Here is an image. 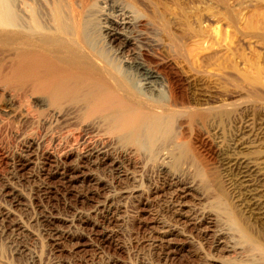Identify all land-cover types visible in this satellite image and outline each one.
I'll return each mask as SVG.
<instances>
[{
	"label": "rangeland",
	"instance_id": "obj_1",
	"mask_svg": "<svg viewBox=\"0 0 264 264\" xmlns=\"http://www.w3.org/2000/svg\"><path fill=\"white\" fill-rule=\"evenodd\" d=\"M140 1L144 13L148 9L144 4L151 2L157 6V18H162L157 27L147 28L145 61L165 80L166 95L173 90L184 106L196 111L180 134L194 172H179L181 178L185 182L192 177L199 181L202 189L213 193L214 209L230 211L264 245V219L243 211L235 171L229 167V146L243 135H256L263 141L255 152L254 147L251 153L246 150L243 154L264 158V0ZM13 94L10 85L2 83L0 264L208 262L190 249L194 244L201 245L208 254L209 241L178 223L175 226L166 211L169 195L162 189L163 175L110 172L108 166H90L76 153L62 155L69 149L80 152L87 146H97V136L85 130H77L76 134L73 126L50 121L28 99ZM64 131H72L74 137L68 141L63 138ZM45 148L60 154L59 159H46L41 153ZM96 186L100 191L93 190ZM131 188L139 191L130 196L119 193ZM99 195L108 197L111 206L99 207L105 198ZM158 221L172 223V228L183 229L186 235L174 234L160 240ZM169 239L174 241L170 243ZM185 239H189L190 248Z\"/></svg>",
	"mask_w": 264,
	"mask_h": 264
},
{
	"label": "bare ground",
	"instance_id": "obj_2",
	"mask_svg": "<svg viewBox=\"0 0 264 264\" xmlns=\"http://www.w3.org/2000/svg\"><path fill=\"white\" fill-rule=\"evenodd\" d=\"M142 3L140 0H0V87L2 83L10 85L12 93L28 99L50 121L73 126V132L85 130L97 136V146L86 145L88 148L80 149L83 152L69 149L62 155L76 153L77 158L90 166L98 169L108 166L110 172L163 175L162 189L169 195V203L164 205L170 218L209 241L211 252L205 254L201 245L191 247L189 239H185L190 250L194 248L195 256L206 258L205 264H264V245L252 231L227 209H222L223 213L214 209L213 193L202 189L194 177L189 182L182 179V174L194 171L180 134L196 111L184 106L173 90L166 95L165 80L145 61L147 28L156 26L162 18H157V6L151 2L144 4L148 8L144 13ZM71 136L74 137L72 131L65 132L63 138L68 140ZM262 144L256 135L249 134L229 146V167L235 171L242 196L240 206L257 219H264V158H249L242 151L251 153L255 147V152ZM41 153L46 159L60 157L52 149L45 148ZM99 189L96 186L93 190ZM133 189L119 193L130 196L139 191ZM108 201L105 197L97 204L104 209ZM161 221L157 222L160 240L183 232L176 229L177 224L172 228V223Z\"/></svg>",
	"mask_w": 264,
	"mask_h": 264
}]
</instances>
